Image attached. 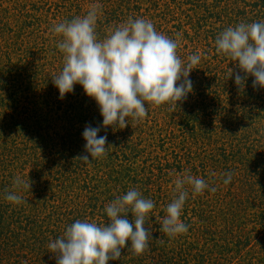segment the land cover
Wrapping results in <instances>:
<instances>
[{
	"label": "rangeland",
	"instance_id": "obj_1",
	"mask_svg": "<svg viewBox=\"0 0 264 264\" xmlns=\"http://www.w3.org/2000/svg\"><path fill=\"white\" fill-rule=\"evenodd\" d=\"M95 3L98 39L145 18L178 41L182 61L196 53L201 61L186 100L146 103L141 122L101 128L107 155L85 163L76 159L86 154L82 132L103 118L79 84L59 97L51 77L63 65L61 37L50 30ZM261 20L264 0H0V264H56L50 240L77 219L107 223L105 205L131 188L154 202L145 221L153 239L143 254L125 248L107 264H264V88L251 76L238 87L228 78L236 63L214 43L229 26ZM186 171L217 191L190 193L188 231L170 238L160 230L164 208ZM18 175L30 181L19 205L4 199Z\"/></svg>",
	"mask_w": 264,
	"mask_h": 264
},
{
	"label": "clouds",
	"instance_id": "obj_2",
	"mask_svg": "<svg viewBox=\"0 0 264 264\" xmlns=\"http://www.w3.org/2000/svg\"><path fill=\"white\" fill-rule=\"evenodd\" d=\"M101 8L99 3L91 4L86 15L54 24L50 30L61 37L56 47L63 54V65L51 77L59 97L73 92L79 84L94 99L103 118L100 125H86L82 132L86 154L76 159L85 163L107 155V137L98 136L101 128L123 129L129 118L141 122L148 114L146 103L155 107L186 100L193 91L190 72L201 61L199 53L182 61L176 51L178 41L158 32L145 18L129 17L110 29L104 39H98L96 24ZM214 43L215 51L235 62L239 69H231L228 78L243 88L251 76L253 88H264V20L229 26L216 36ZM259 132L264 136V128ZM218 179L227 185L232 174L224 173ZM173 183L174 195L164 208L160 229L170 238L188 231L181 214L190 193L194 198L206 189L217 191L208 181L188 171L177 175ZM13 185L14 190H6L4 199L17 205L27 203L18 191L29 192V179L18 175ZM154 207L151 199L131 188L105 205L107 223L77 219L66 226L62 236L50 240L47 249L54 254L56 264H107L109 260L120 259L125 248L139 256L148 250L153 239L145 221Z\"/></svg>",
	"mask_w": 264,
	"mask_h": 264
}]
</instances>
